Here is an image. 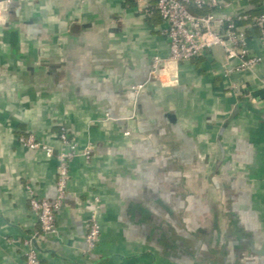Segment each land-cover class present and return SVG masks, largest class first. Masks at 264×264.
<instances>
[{"label":"crops","instance_id":"1","mask_svg":"<svg viewBox=\"0 0 264 264\" xmlns=\"http://www.w3.org/2000/svg\"><path fill=\"white\" fill-rule=\"evenodd\" d=\"M219 2L221 16L264 10ZM165 28L154 1L11 0L0 23V264H26L35 234L43 264H264V44L249 31L263 59L250 70L221 46L174 63ZM62 127L92 157L72 161L58 232L41 234L30 190L55 199Z\"/></svg>","mask_w":264,"mask_h":264},{"label":"built area","instance_id":"2","mask_svg":"<svg viewBox=\"0 0 264 264\" xmlns=\"http://www.w3.org/2000/svg\"><path fill=\"white\" fill-rule=\"evenodd\" d=\"M138 4L155 2L156 10L166 24L163 30L170 44V60L174 63H186L202 56L205 51L215 46L224 49L229 62L239 59L238 71L250 70L258 66L263 59L252 54L248 49L249 31H256L264 44V11L259 15L241 14L235 18L218 14L222 8L219 0H131ZM11 0L0 1V23L3 16L9 11ZM208 9L207 14H198L197 11ZM194 11V12H193ZM166 67V62L156 57L152 64V71L158 77ZM227 73L232 72L228 67ZM143 86H137L139 92ZM58 139L63 146L57 156L58 177L56 181V197L49 201L37 196L30 190V207L40 224L41 234H56L58 232L56 219L62 211L68 195L70 181V167L72 161L79 155L91 159L93 147L89 146L82 152L75 140L71 138L65 127L60 129ZM20 142L30 150H42L47 157H54V149L39 141L33 134H23ZM101 234V226L97 213L90 219L87 236L88 246L93 249L97 245ZM38 234L24 240L26 264H43L36 245ZM16 242V240H14Z\"/></svg>","mask_w":264,"mask_h":264},{"label":"trees","instance_id":"3","mask_svg":"<svg viewBox=\"0 0 264 264\" xmlns=\"http://www.w3.org/2000/svg\"><path fill=\"white\" fill-rule=\"evenodd\" d=\"M264 11V10H263ZM263 11H259V10H251V11H248V12H246V14H248V15H252V16H255V15H259V14H261ZM158 12V11H157ZM194 12V11H193ZM197 12H199L200 14H207L208 12H209V10L208 9H205V10H203V11H197ZM197 12H195V13H197ZM198 13V14H199Z\"/></svg>","mask_w":264,"mask_h":264}]
</instances>
